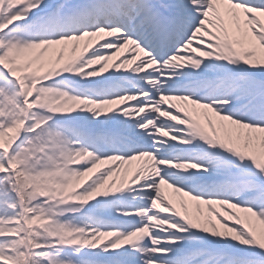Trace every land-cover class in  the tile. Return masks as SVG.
<instances>
[{
	"label": "snow or ice",
	"instance_id": "obj_1",
	"mask_svg": "<svg viewBox=\"0 0 264 264\" xmlns=\"http://www.w3.org/2000/svg\"><path fill=\"white\" fill-rule=\"evenodd\" d=\"M0 264H264V0H0Z\"/></svg>",
	"mask_w": 264,
	"mask_h": 264
}]
</instances>
